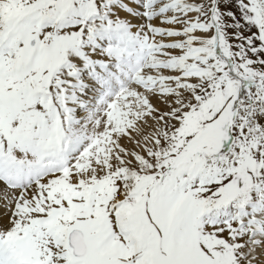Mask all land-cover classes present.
Wrapping results in <instances>:
<instances>
[{"label":"snow or ice","instance_id":"1","mask_svg":"<svg viewBox=\"0 0 264 264\" xmlns=\"http://www.w3.org/2000/svg\"><path fill=\"white\" fill-rule=\"evenodd\" d=\"M0 264H264V0H0Z\"/></svg>","mask_w":264,"mask_h":264},{"label":"bare ground","instance_id":"2","mask_svg":"<svg viewBox=\"0 0 264 264\" xmlns=\"http://www.w3.org/2000/svg\"><path fill=\"white\" fill-rule=\"evenodd\" d=\"M2 212H3V209H2V207H0V214H2Z\"/></svg>","mask_w":264,"mask_h":264}]
</instances>
